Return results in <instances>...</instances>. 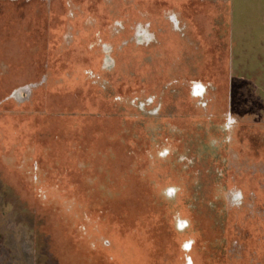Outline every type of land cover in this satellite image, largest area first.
Listing matches in <instances>:
<instances>
[{"label":"rangeland","instance_id":"rangeland-1","mask_svg":"<svg viewBox=\"0 0 264 264\" xmlns=\"http://www.w3.org/2000/svg\"><path fill=\"white\" fill-rule=\"evenodd\" d=\"M264 0H0V264H264Z\"/></svg>","mask_w":264,"mask_h":264},{"label":"crops","instance_id":"crops-1","mask_svg":"<svg viewBox=\"0 0 264 264\" xmlns=\"http://www.w3.org/2000/svg\"><path fill=\"white\" fill-rule=\"evenodd\" d=\"M262 11V9L259 11V12H261ZM264 13V10L262 11V14Z\"/></svg>","mask_w":264,"mask_h":264}]
</instances>
